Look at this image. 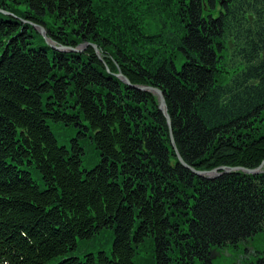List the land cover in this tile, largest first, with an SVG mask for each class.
Returning <instances> with one entry per match:
<instances>
[{"label": "trees", "instance_id": "16d2710c", "mask_svg": "<svg viewBox=\"0 0 264 264\" xmlns=\"http://www.w3.org/2000/svg\"><path fill=\"white\" fill-rule=\"evenodd\" d=\"M120 71L189 165L264 160V0H0V264H213L264 231V171L192 172Z\"/></svg>", "mask_w": 264, "mask_h": 264}, {"label": "water", "instance_id": "95a60500", "mask_svg": "<svg viewBox=\"0 0 264 264\" xmlns=\"http://www.w3.org/2000/svg\"><path fill=\"white\" fill-rule=\"evenodd\" d=\"M1 11L4 12V13H9L8 11H5V10H1ZM34 26L40 32V34L45 38L47 44H49L51 47H53L55 49H61V50L72 51V52H79L81 50H84L86 48V46L89 45L88 42L80 44L77 47L64 45V44H57L53 39H51L50 37L47 36V32H46V29L44 28V26L39 25V24H34ZM92 46L95 48L97 54L99 56H101L97 45L96 44H92ZM117 76H119L126 84H131L130 79L126 75H124L121 71L117 73ZM131 85L133 87L138 88V89L151 91V92L157 94V96L159 97V108L163 112L164 116L166 117L169 129H170L171 142H172V144L174 146L176 155H177L179 161L184 166L189 168L192 172H194L195 174H197L199 176H205V177H215V176L219 175L222 172H230V171H237V170H241V171H244V172H247V173H252V174H256V173H260V172L264 171V160L256 168H248V167H244V166H226V165H222V166L215 167V168H213L211 170H198L195 167L189 165L188 163L185 162V160L181 156L180 152L176 148V145H175V142H174L173 133H172L171 117H170V114L168 112V106H167L166 99H165L163 91L161 89L157 88V87L150 86V85H133V84H131ZM214 256H215V251L212 250L211 251V257L214 258Z\"/></svg>", "mask_w": 264, "mask_h": 264}, {"label": "rangeland", "instance_id": "374dc122", "mask_svg": "<svg viewBox=\"0 0 264 264\" xmlns=\"http://www.w3.org/2000/svg\"><path fill=\"white\" fill-rule=\"evenodd\" d=\"M53 131L59 141L64 142V130L53 126ZM93 163L94 162L87 159L85 167H91ZM98 239L104 241V243L99 246V244L91 245L92 242H89L86 250L93 253H97L99 249L109 252L112 245L113 234H111L109 230H106L103 234L99 235ZM214 251L215 256L213 258V264H247L249 259H255L257 256L264 254V231L259 232L254 237L241 243V248L237 251L232 247Z\"/></svg>", "mask_w": 264, "mask_h": 264}, {"label": "bare ground", "instance_id": "6f19581e", "mask_svg": "<svg viewBox=\"0 0 264 264\" xmlns=\"http://www.w3.org/2000/svg\"><path fill=\"white\" fill-rule=\"evenodd\" d=\"M58 44V43H57ZM65 45V44H64ZM53 48V47H52ZM53 49H55V48H53ZM59 50H61V49H59ZM63 51H66V50H63ZM133 85H140V84H133ZM146 85H149V84H146ZM150 86H153V85H150ZM154 87H156V86H154ZM136 88V87H135ZM157 88H159V87H157ZM136 89H138V88H136ZM160 89V88H159ZM139 90H141V89H139ZM144 91H147V90H144ZM163 91V90H162ZM149 92H151V91H149ZM151 93H153V92H151ZM163 93H164V91H163ZM153 94H155V93H153ZM156 96H157V94H155ZM164 96H165V94H164ZM157 98H158V102H159V97L157 96ZM166 99V98H165ZM167 103V102H166Z\"/></svg>", "mask_w": 264, "mask_h": 264}, {"label": "flooded vegetation", "instance_id": "af4514ba", "mask_svg": "<svg viewBox=\"0 0 264 264\" xmlns=\"http://www.w3.org/2000/svg\"><path fill=\"white\" fill-rule=\"evenodd\" d=\"M240 246H241V245H240ZM240 246L237 248V250H239V249L241 248ZM237 250H236V251H237Z\"/></svg>", "mask_w": 264, "mask_h": 264}]
</instances>
